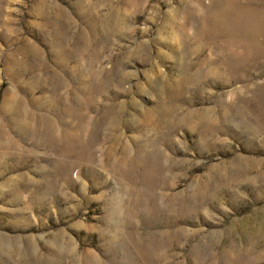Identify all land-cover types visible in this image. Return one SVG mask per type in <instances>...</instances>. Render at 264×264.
<instances>
[{"label":"rangeland","instance_id":"rangeland-1","mask_svg":"<svg viewBox=\"0 0 264 264\" xmlns=\"http://www.w3.org/2000/svg\"><path fill=\"white\" fill-rule=\"evenodd\" d=\"M0 264H264V0H0Z\"/></svg>","mask_w":264,"mask_h":264}]
</instances>
